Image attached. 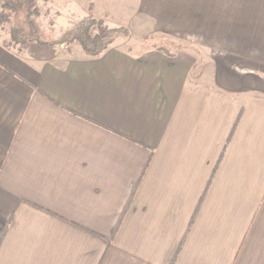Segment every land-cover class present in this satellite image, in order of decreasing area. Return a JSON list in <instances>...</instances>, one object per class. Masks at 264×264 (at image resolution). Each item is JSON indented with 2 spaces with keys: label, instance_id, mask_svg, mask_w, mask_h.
<instances>
[{
  "label": "crops",
  "instance_id": "obj_1",
  "mask_svg": "<svg viewBox=\"0 0 264 264\" xmlns=\"http://www.w3.org/2000/svg\"><path fill=\"white\" fill-rule=\"evenodd\" d=\"M135 1L164 44L0 27V264H264V0Z\"/></svg>",
  "mask_w": 264,
  "mask_h": 264
},
{
  "label": "rangeland",
  "instance_id": "obj_2",
  "mask_svg": "<svg viewBox=\"0 0 264 264\" xmlns=\"http://www.w3.org/2000/svg\"><path fill=\"white\" fill-rule=\"evenodd\" d=\"M4 0H0V27L6 30L10 37L11 27H23L27 29L29 21H33L37 27V33L41 41H57L64 31L70 29L74 23L83 16H91L93 18H101L108 27L124 26L129 30V35L124 38H117L113 42L119 45H131L142 43L145 45H161L164 42L157 43L149 39L147 35H140V17L139 14L134 15L137 2L135 0H99V1H77V0H32L31 5L24 3L22 7L14 11H9L2 6ZM135 10V11H134ZM27 12L31 18L27 17ZM7 15L9 16L7 18ZM134 17L131 20V17ZM2 18V17H1ZM132 23L127 24L128 21ZM138 20V21H137ZM126 23V24H124ZM31 24V22H30ZM7 41H4L6 44ZM14 45L13 43H11ZM178 47L187 46L183 41L178 42ZM54 45V44H51ZM56 45V44H55ZM58 45L62 47H72L77 43L62 42ZM167 50L173 51L175 47H168ZM166 50V49H165ZM166 50V51H167Z\"/></svg>",
  "mask_w": 264,
  "mask_h": 264
},
{
  "label": "trees",
  "instance_id": "obj_3",
  "mask_svg": "<svg viewBox=\"0 0 264 264\" xmlns=\"http://www.w3.org/2000/svg\"><path fill=\"white\" fill-rule=\"evenodd\" d=\"M24 3L31 5L32 0H4L2 6H5L9 11L16 12L19 10ZM30 13L27 12V17ZM2 17V18H1ZM9 16L7 15V18ZM3 15H0V20L3 19ZM31 22V24H30ZM10 29V41L6 42V45L10 46L13 44H23L25 42H37L39 44H56L62 42L77 43L87 55H98L103 50L108 48L115 39L124 38L129 35V30L124 26L108 27L101 18H93L91 16H83L77 20L74 25L64 31L57 41H41L39 34L37 33V27L33 21H29L27 29L15 26ZM170 55V53H167ZM139 179L136 180L132 186L130 198L132 197ZM121 221L120 218L117 221L116 228Z\"/></svg>",
  "mask_w": 264,
  "mask_h": 264
}]
</instances>
